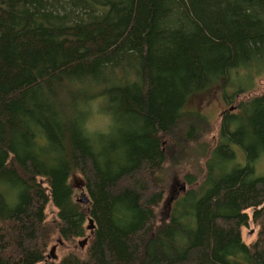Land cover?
<instances>
[{
  "label": "trees",
  "instance_id": "trees-1",
  "mask_svg": "<svg viewBox=\"0 0 264 264\" xmlns=\"http://www.w3.org/2000/svg\"><path fill=\"white\" fill-rule=\"evenodd\" d=\"M92 1L86 4H95ZM157 1L151 2L145 16L150 21L155 18ZM204 1L187 0L193 32L173 40L176 50L170 47L171 53L159 54L184 65L195 61L185 106L165 129L156 124L149 130L121 134L111 155L97 168L73 120L75 108L87 101L88 94L69 80L77 65H90L96 58L95 49L86 45L89 24L86 20L80 24L84 40L75 65L56 72L47 21L30 18L29 0H0V53L18 50L7 72L0 71V264H48L44 254L52 231L55 229L62 241L82 238L89 230V220L94 228L89 233L86 256L70 254L49 264H225L226 255L243 247L240 229L244 216L239 205L245 201L218 172L214 177L219 196L205 179L196 191L188 193L195 198L191 233L182 230L173 218L153 227L155 208L163 199V181L157 173L166 163L177 165L188 154L198 153L194 144L206 133L201 131L202 124H207L204 116L197 110H185L193 97L219 83L205 75L206 54L212 52L214 62L225 59L229 64L234 55L232 45L241 47L243 42L235 21L217 20L207 12ZM254 1L264 7V0ZM145 17L143 21L147 22ZM11 21L16 26L5 27ZM211 23L218 28H212ZM140 27L135 25L136 32ZM8 39L14 45L5 48ZM94 43V47L104 46V42ZM194 51L201 55L191 58L190 52ZM31 76L36 80L28 92L19 82H27ZM148 77L141 76L132 96L122 90L117 116L143 118L148 114ZM162 85L165 93L167 88L172 92L170 83H160V88ZM263 102L264 90L239 101L234 108L247 142L257 138L254 112ZM32 120L41 123L51 154L28 147L27 123ZM141 150L150 151L152 158L145 157ZM76 173L82 177L88 195L86 207L74 200L69 184ZM248 200L247 205L252 198ZM49 206L56 221L47 223ZM255 216L259 228L256 240L240 258H227L230 264H264V204ZM178 232L186 238L182 247L174 241Z\"/></svg>",
  "mask_w": 264,
  "mask_h": 264
},
{
  "label": "rangeland",
  "instance_id": "rangeland-1",
  "mask_svg": "<svg viewBox=\"0 0 264 264\" xmlns=\"http://www.w3.org/2000/svg\"><path fill=\"white\" fill-rule=\"evenodd\" d=\"M73 1L29 0L28 12L30 18L47 21L56 72L75 65L84 40L80 24L84 20L85 24H89L86 45L88 49H95L96 58L90 65H77L69 80L88 94L87 101L75 108L73 120L81 132L82 143L89 157L98 168L111 155L121 134L149 130L156 124L165 129L185 106L191 91L189 86L195 61L190 60L184 65L180 60L162 58L159 54L170 52V47L175 48L177 43L173 42L174 39H181L182 35L185 38L193 32L192 18L186 9L187 0H158L157 12L151 21L145 16L155 0ZM88 1L95 4L88 6ZM204 5L217 20L235 21L237 29L241 30L243 42L241 47L232 45L234 55L229 64L225 59L214 62L216 57L212 52L206 54L205 75L219 83L193 97L185 107V110H197L204 116L207 124H202L201 131L206 133L194 144V150L198 153L188 154L177 165L166 163L157 173L163 181V199L155 208L153 227L157 228L173 218L182 230L191 233L195 198L188 193L196 191L205 179L207 186L214 187L215 195L219 196L214 177L218 172L225 176L227 183L245 201L239 205L244 216L240 229L244 245L226 255L225 264H230L227 258H240L246 247L256 240L259 228L255 223V214L264 204V102L254 112L257 138L252 142L246 141L244 129L234 115L239 101L257 96L264 90V7L254 0H205ZM144 17L148 23L143 21ZM137 24H141V27L136 32ZM211 25L214 29L218 28L215 23ZM15 26L12 21L5 25ZM95 40L104 42V46L94 47ZM6 43L5 48L14 45L11 39ZM191 55L195 58L201 52H190ZM17 56L18 50L0 53V65L5 63L0 71L5 74ZM142 75H148L150 80L148 114L143 118L117 116L115 111L120 94L126 91L132 96ZM40 76V73L36 75L37 78ZM35 80V76H31L29 81L20 80L19 84L23 90L30 92ZM164 82L171 84L172 92L167 88L165 93L166 87L163 85L160 88V83ZM27 127L30 132L28 147L51 154L52 147L45 144L41 123L32 120ZM145 151L141 150L140 153L152 158L150 151ZM208 158L210 160L207 162ZM69 184L74 190V200H79L81 194L88 197L78 173L69 179ZM249 198L252 200L247 205ZM83 205L86 207L87 204ZM46 214L47 223L56 221L51 206ZM86 228H89L88 223ZM92 230L86 231L82 238L62 241L54 229L45 248V261L48 264L57 263L70 254L85 257ZM84 239L85 243L79 247L77 244ZM174 241L182 247L186 238L178 232Z\"/></svg>",
  "mask_w": 264,
  "mask_h": 264
},
{
  "label": "water",
  "instance_id": "water-1",
  "mask_svg": "<svg viewBox=\"0 0 264 264\" xmlns=\"http://www.w3.org/2000/svg\"><path fill=\"white\" fill-rule=\"evenodd\" d=\"M77 202L80 203V204H87V203L89 202V200H88V198H87L86 195L81 194V195H80V198H79V200H77ZM89 223H90V226H89L88 229H89V230H92V229L94 228L93 226H91V225H92V221L89 220ZM85 240H86V239H84V240H82L81 242H79V243H78L79 246H82V245L85 243Z\"/></svg>",
  "mask_w": 264,
  "mask_h": 264
},
{
  "label": "bare ground",
  "instance_id": "bare-ground-1",
  "mask_svg": "<svg viewBox=\"0 0 264 264\" xmlns=\"http://www.w3.org/2000/svg\"><path fill=\"white\" fill-rule=\"evenodd\" d=\"M261 91H262V89H261ZM243 96H245V95H243ZM190 125H191V124H190ZM177 133H179V132H177ZM193 134H194V133H193ZM193 134H192V135H193ZM242 134H243V133H242ZM191 137H192V136H191ZM189 138H190V137H189ZM222 152H223V151H222ZM222 156H224V154H223ZM227 157H228V156H227ZM83 250H84V249H83Z\"/></svg>",
  "mask_w": 264,
  "mask_h": 264
}]
</instances>
